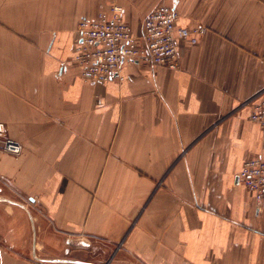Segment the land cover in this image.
Wrapping results in <instances>:
<instances>
[{
  "label": "crops",
  "instance_id": "obj_1",
  "mask_svg": "<svg viewBox=\"0 0 264 264\" xmlns=\"http://www.w3.org/2000/svg\"><path fill=\"white\" fill-rule=\"evenodd\" d=\"M164 3L206 28L179 70L84 82L82 19L119 6L140 36ZM263 93L264 0H0V124L24 146L0 148V264H264V206L238 177L264 159ZM85 239L108 259L67 250Z\"/></svg>",
  "mask_w": 264,
  "mask_h": 264
},
{
  "label": "built area",
  "instance_id": "obj_2",
  "mask_svg": "<svg viewBox=\"0 0 264 264\" xmlns=\"http://www.w3.org/2000/svg\"><path fill=\"white\" fill-rule=\"evenodd\" d=\"M123 9L111 6L94 18L78 24V40L73 63L81 68L86 83H107L118 77L124 63L143 62L152 67L179 70L182 44L196 45L206 32L202 26L188 28L178 24L180 12L172 4H161L145 19L143 33L136 36L124 18ZM250 120L257 124L264 144V93L250 101ZM0 148L19 158L24 146L7 136L0 124ZM239 179L259 206H264V159L252 157L244 162Z\"/></svg>",
  "mask_w": 264,
  "mask_h": 264
},
{
  "label": "rangeland",
  "instance_id": "obj_3",
  "mask_svg": "<svg viewBox=\"0 0 264 264\" xmlns=\"http://www.w3.org/2000/svg\"><path fill=\"white\" fill-rule=\"evenodd\" d=\"M80 242L82 244H79ZM80 242L78 243L79 246H77V245L76 246H68L67 245V250L71 249L72 254L78 255L83 259H86V260L94 259V260H98V261H102V262L106 261L111 254V253L109 254V252L107 253V252L103 251V252H100L96 255L95 253L90 252L89 250L86 249V247H87L86 245H88L89 241H87L85 239V240L80 241ZM100 250H101V248H100Z\"/></svg>",
  "mask_w": 264,
  "mask_h": 264
}]
</instances>
